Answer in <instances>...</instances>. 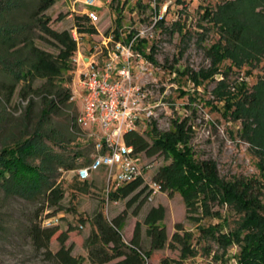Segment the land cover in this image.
<instances>
[{"label":"trees","instance_id":"16d2710c","mask_svg":"<svg viewBox=\"0 0 264 264\" xmlns=\"http://www.w3.org/2000/svg\"><path fill=\"white\" fill-rule=\"evenodd\" d=\"M33 1L35 4L30 14L21 16L28 8L26 0H0V74L10 83L9 97L14 93L16 85L22 84L26 86L25 90H29L36 80L43 81L42 90L47 94L42 98L43 108L33 131L23 134L12 144L1 145L0 190L7 198L33 201L42 197L48 207L59 208L65 193L56 181L59 171L69 172L84 167L91 157L85 159L80 147H70L71 140L55 132L50 125V117L70 100V90L65 89L62 82L73 69L71 59L76 51V42L69 30L57 31L49 26L51 19L45 15V11L56 0ZM257 7H261L262 12H253ZM158 9L156 7L154 14H158ZM201 19L217 27L220 36L214 45L204 49L212 66L229 61L228 70L233 67L242 68L246 64L253 65L254 59L264 56V0H224L213 11L205 9ZM162 20L163 17L157 22ZM116 24L114 39L129 42L133 31L121 39L118 34L121 24ZM174 25L178 26L177 23ZM73 26L79 34L95 33L85 16L75 17ZM146 42L141 39L134 49L153 62L155 48L151 47L149 53L145 52L143 46ZM41 43L50 51L43 49ZM188 73L186 69L179 75L184 77ZM209 75H213V72L209 74L201 70L199 73L190 72L187 78L199 84V79ZM236 92L234 96L223 99L229 100L226 104L229 108L235 106L237 117L244 119V134L251 136L254 133L253 123L256 124L264 116V81L255 84L250 92L247 91V84H242V88ZM185 94L183 91L180 93L182 96ZM78 116L71 122V128L77 130ZM189 121V116L173 119L166 131L158 130L155 122H152L145 130L144 137L136 131H129L123 141L127 146H132L134 152L147 157L173 155L170 163L157 169L152 182L160 186V192H166L169 196L176 190L180 191L187 220L198 224L204 220H216L215 224L199 230L198 239L210 238L219 248L224 249L237 246L239 251L236 264H264V204L257 192V184L251 180L224 181L219 177L213 160L194 161L190 153L193 127ZM260 142L263 171L264 146L261 145L264 140ZM87 143L86 146L93 149L92 143ZM76 181L81 192L85 193L88 182ZM142 195L144 198L133 212L137 215L147 200V186L143 187L141 178L111 191L107 199L111 202L128 199L127 205L130 207ZM223 204L240 215L234 229L229 228L222 212L213 208ZM164 212L163 206L151 207L142 225L136 223L129 245L121 240L123 219L120 216L108 221L100 212L95 213L89 220L91 233L84 242L87 260L94 264H146L154 251L163 250L167 245L179 251L182 261L196 256L194 234L184 231L181 224L175 225L176 232L168 241L166 228L159 225L165 217ZM141 226L146 229L148 251L141 249ZM57 231L56 227L44 229L33 223L27 233L34 247L54 264L85 262L82 256H72L73 246H65L70 230L57 236L59 249L56 252L50 250L49 242ZM172 263L175 261L165 258L159 264Z\"/></svg>","mask_w":264,"mask_h":264},{"label":"rangeland","instance_id":"374dc122","mask_svg":"<svg viewBox=\"0 0 264 264\" xmlns=\"http://www.w3.org/2000/svg\"><path fill=\"white\" fill-rule=\"evenodd\" d=\"M28 8L21 16L30 14L35 2L26 0ZM224 0H100L97 3L99 20L93 26L95 33H82L81 53H87L91 47L102 45L103 38L111 36L117 30L116 22H120V38L133 31H143L148 39L143 46L148 52L155 48L151 70L145 76L135 79V82L151 86L154 109V122L158 130L166 131L173 119L190 117L189 123L193 127L190 153L194 161L211 159L218 168L219 177L227 182L234 180H251L257 184V192L264 204V169L260 161V140H264V116L253 123V137L244 134L243 118L237 117L235 106L224 97L234 96L242 84H247V91L264 81V56L252 61L253 65L228 70L229 61L212 66L205 50L219 40L217 27L208 21L202 20L205 9L213 11L216 5ZM156 7L158 14H154ZM84 10L82 0H56L51 8L45 11L50 17L49 26L57 31L74 30V18ZM253 12H262L261 7ZM80 17V16H79ZM163 17L162 22L158 23ZM23 18V17H21ZM175 23L178 26L174 25ZM259 25V24H258ZM40 46L50 51L44 44ZM110 48V45H109ZM149 53V52H148ZM199 73L201 70L209 72L199 84L193 83L186 76L179 75L185 72ZM78 70L73 67L68 76H65L62 85L70 90V99L60 107L55 115L50 117L51 127L54 131L70 139V147H80L83 157L90 159L93 153L84 133L79 128H71L72 119L79 115L81 100L78 98ZM9 81L0 74V148L2 144L12 142L33 131L40 119L43 108V96L47 95L42 80L34 81L29 90L22 84L16 85L14 93L9 97ZM186 92L185 96L180 95ZM233 100V99H232ZM231 100V101H232ZM230 101V102H231ZM252 119V118H251ZM145 132V131H144ZM145 136L144 133H140ZM257 140V141H256ZM86 146V147H85ZM264 144L261 145V147ZM143 155V187L148 185L161 166L173 160L172 154ZM81 160L80 162H82ZM106 173L101 169L87 180L86 192H81L76 185L73 174L59 171L57 184L64 190V198L59 208L48 207L42 197L33 201L20 198H7L0 190V264H54L45 258L41 250H37L27 233L33 223L41 228L44 217H57L59 223L54 226L58 233L50 240L49 247L52 252L59 249L56 238L61 232L69 231L65 246H73L72 256H82V264H94L87 260L85 240L91 233L89 220L95 213L100 212L108 221L120 216L123 223L120 228L121 240L129 245L133 238L134 227L137 222L141 225L147 211L151 207H164L165 217L159 224L166 228L168 241L176 232L175 225L181 224L184 231L194 234L196 256L181 260L179 251L165 246L163 250L154 251L146 264H159L168 258L175 261L172 264H236L239 248H219L210 238L198 239L199 230L216 220H204L195 223L186 219L185 207L180 191L169 196L166 192L154 195L153 201L146 200L138 210L133 212L141 199L128 207V199L111 202L107 199L105 186ZM215 210L222 212L230 229L236 228L239 214L230 206L223 204L214 206ZM81 220L83 222H81ZM81 226V227H80ZM228 228V227H227ZM141 249L148 251L149 243L145 237V227L141 226ZM198 241V242H197Z\"/></svg>","mask_w":264,"mask_h":264},{"label":"built area","instance_id":"2783aa9c","mask_svg":"<svg viewBox=\"0 0 264 264\" xmlns=\"http://www.w3.org/2000/svg\"><path fill=\"white\" fill-rule=\"evenodd\" d=\"M100 0H82L83 12L89 25L99 20L97 3ZM146 31V30H143ZM143 31L133 32L129 42L115 40L114 34L103 38L102 45L91 47L81 53V39L77 29L72 31L76 51L72 64L78 70V98L82 106L76 119L77 127L93 145L90 162L67 173L80 182H87L101 169L106 173V195L138 178H143L145 167L142 153L134 152L123 137L129 131L144 133L154 122L157 105H153L151 86L135 82L151 70L150 62L134 49L141 39H148ZM120 30L118 34L120 37ZM110 45V48H109ZM73 97L70 96L69 99ZM147 188L148 201L160 193V186L150 182ZM59 218L44 217L42 228L57 226ZM81 227V226H80Z\"/></svg>","mask_w":264,"mask_h":264}]
</instances>
